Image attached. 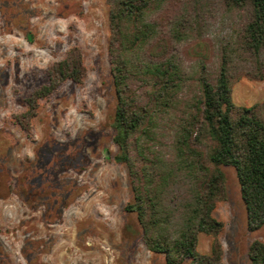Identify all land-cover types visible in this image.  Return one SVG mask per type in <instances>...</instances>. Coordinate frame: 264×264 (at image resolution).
Here are the masks:
<instances>
[{
	"label": "rangeland",
	"instance_id": "obj_1",
	"mask_svg": "<svg viewBox=\"0 0 264 264\" xmlns=\"http://www.w3.org/2000/svg\"><path fill=\"white\" fill-rule=\"evenodd\" d=\"M181 1L185 7L189 0ZM194 7L201 12L195 38L181 47L189 72L202 53L214 68L219 42L242 18L225 15L220 0H195ZM108 13L106 0H0V264H163L125 210L127 169L113 158ZM72 47L86 66L83 82L66 81L39 100L26 131L15 115L27 110L26 98ZM253 65H236L238 105L264 100V78L239 75ZM222 169L226 196L213 216L223 223V262L250 264L249 246L264 241V224L247 228L235 169ZM210 242L201 233L198 250L208 252Z\"/></svg>",
	"mask_w": 264,
	"mask_h": 264
},
{
	"label": "trees",
	"instance_id": "obj_2",
	"mask_svg": "<svg viewBox=\"0 0 264 264\" xmlns=\"http://www.w3.org/2000/svg\"><path fill=\"white\" fill-rule=\"evenodd\" d=\"M182 2L106 0L113 158L127 169L125 210L134 213L149 251L163 264H224L223 223L213 216L226 196L223 166L235 169L247 228L264 224V100L246 106L232 98L238 62L254 64L239 75L264 78V0H220L223 13L241 21L219 42L214 68L202 53L190 72L181 47L195 38L201 12L195 0ZM85 75L80 49L70 48L26 98L16 122L27 131L39 100ZM201 233L211 238L205 253L198 250ZM248 256L250 264H264V241L253 240Z\"/></svg>",
	"mask_w": 264,
	"mask_h": 264
}]
</instances>
